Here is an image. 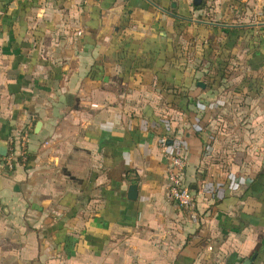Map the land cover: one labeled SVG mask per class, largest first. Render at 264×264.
Segmentation results:
<instances>
[{"label":"crops","instance_id":"obj_1","mask_svg":"<svg viewBox=\"0 0 264 264\" xmlns=\"http://www.w3.org/2000/svg\"><path fill=\"white\" fill-rule=\"evenodd\" d=\"M184 57L203 115L158 88L188 84ZM164 136L194 218L167 197ZM22 141L0 156V264H264V0H0V143Z\"/></svg>","mask_w":264,"mask_h":264},{"label":"built area","instance_id":"obj_2","mask_svg":"<svg viewBox=\"0 0 264 264\" xmlns=\"http://www.w3.org/2000/svg\"><path fill=\"white\" fill-rule=\"evenodd\" d=\"M168 142L169 139L167 136L160 137V148L162 149L164 155L166 156V158H168L169 161L166 171L167 178L170 183V186L168 187L167 197L171 202L177 204L179 207L189 212L191 217L194 218L197 215L198 202L192 190L184 183L183 176L185 174L186 168L185 160L180 155H170L168 153ZM18 152L22 157L26 155L27 145L25 142H20L19 149L10 151L5 157V163L10 170L14 168V164L16 162V153Z\"/></svg>","mask_w":264,"mask_h":264},{"label":"trees","instance_id":"obj_3","mask_svg":"<svg viewBox=\"0 0 264 264\" xmlns=\"http://www.w3.org/2000/svg\"><path fill=\"white\" fill-rule=\"evenodd\" d=\"M202 53H204V51L201 50V45L199 44L198 54H197L198 59H202V57L206 56V53H204L203 56H202ZM228 55H229V52L228 54L224 53L223 59L219 62L220 65L218 66V68L215 69L216 73L213 77V88L219 87L220 84H222L224 80H227L228 78H230L232 74L231 64L229 63L228 57H227ZM186 63L188 67L186 69L189 72L188 84H173V85H167L166 87H163V88L160 85H158L159 86L158 88L161 91V93H163L164 95L168 97V105L172 107L173 109L178 110L182 113H187L191 109H194L196 111L194 115L195 114L203 115V113H201L203 107L206 108L208 106L206 105L203 106V104L197 99L198 97H195V96L192 97L189 95L192 84L194 83V80L196 81V76H197V73L200 72L201 66L197 62L194 66L191 67L188 65L187 59H186ZM59 74L61 73L59 72ZM199 88L200 86L197 88V90H199ZM183 179H184L185 185L188 186L186 184L185 174L183 176Z\"/></svg>","mask_w":264,"mask_h":264},{"label":"rangeland","instance_id":"obj_4","mask_svg":"<svg viewBox=\"0 0 264 264\" xmlns=\"http://www.w3.org/2000/svg\"><path fill=\"white\" fill-rule=\"evenodd\" d=\"M230 81L225 84L227 87H224V92L218 96L220 101L224 103V110L220 113V116L222 118L221 123L224 124L222 133L226 141L232 139V125H238L243 129L245 121V117L242 113L237 116L232 115V90L230 91L228 88V86L232 84V78ZM238 105H241V108H243L245 103L242 101Z\"/></svg>","mask_w":264,"mask_h":264},{"label":"water","instance_id":"obj_5","mask_svg":"<svg viewBox=\"0 0 264 264\" xmlns=\"http://www.w3.org/2000/svg\"><path fill=\"white\" fill-rule=\"evenodd\" d=\"M198 86L205 88V85L202 82L198 83ZM8 155V147H3L0 143V156L6 157ZM130 199L135 200L138 197V185H132L130 187ZM243 264H252V259H246Z\"/></svg>","mask_w":264,"mask_h":264}]
</instances>
